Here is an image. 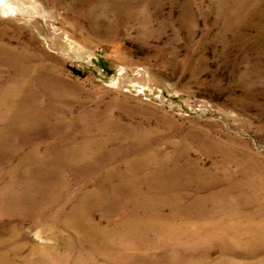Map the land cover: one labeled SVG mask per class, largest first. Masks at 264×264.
<instances>
[{"label":"rangeland","instance_id":"374dc122","mask_svg":"<svg viewBox=\"0 0 264 264\" xmlns=\"http://www.w3.org/2000/svg\"><path fill=\"white\" fill-rule=\"evenodd\" d=\"M0 264H264V0H0Z\"/></svg>","mask_w":264,"mask_h":264}]
</instances>
